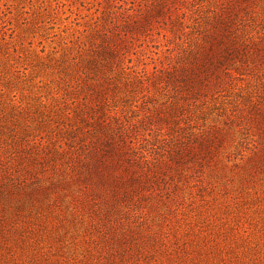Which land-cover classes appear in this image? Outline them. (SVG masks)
<instances>
[{
	"label": "trees",
	"instance_id": "trees-1",
	"mask_svg": "<svg viewBox=\"0 0 264 264\" xmlns=\"http://www.w3.org/2000/svg\"><path fill=\"white\" fill-rule=\"evenodd\" d=\"M123 25L50 61L55 92L32 106L0 79V264H176L180 251L154 260L165 244L144 228L175 182L245 151L264 172V0H150ZM154 28L180 42L177 59L136 74L125 46ZM64 208L87 218L80 254L27 261L22 246Z\"/></svg>",
	"mask_w": 264,
	"mask_h": 264
},
{
	"label": "rangeland",
	"instance_id": "rangeland-1",
	"mask_svg": "<svg viewBox=\"0 0 264 264\" xmlns=\"http://www.w3.org/2000/svg\"><path fill=\"white\" fill-rule=\"evenodd\" d=\"M149 1L0 0L1 82L11 83L10 90L22 97L24 107L36 104L39 96L55 92L58 74L50 61L85 53L107 30L122 32L123 24L132 23ZM179 49L175 36L154 28L129 40L124 64L136 74H153L174 63ZM156 99L161 102L163 97L157 94ZM207 122L225 128L216 115ZM228 142L232 147L226 152H232L235 143ZM143 145L150 150L151 144ZM249 152L241 153L244 160L225 157L219 165L186 172L187 181L175 182V194L164 199L144 227L150 234L158 232L165 244L156 248L154 260L165 262L180 251L176 264H264V172L246 170ZM73 214L64 208L54 214L48 232L20 244L25 259L50 251L67 258L79 255L87 218ZM133 221L122 220L119 226L139 224Z\"/></svg>",
	"mask_w": 264,
	"mask_h": 264
}]
</instances>
